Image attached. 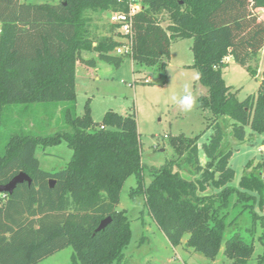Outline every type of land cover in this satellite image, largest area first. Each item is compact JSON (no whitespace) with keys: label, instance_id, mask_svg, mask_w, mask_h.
Masks as SVG:
<instances>
[{"label":"trees","instance_id":"obj_1","mask_svg":"<svg viewBox=\"0 0 264 264\" xmlns=\"http://www.w3.org/2000/svg\"><path fill=\"white\" fill-rule=\"evenodd\" d=\"M143 5L135 16L132 54L126 55L115 52L121 43L117 30L98 36L91 27L92 13L127 10L124 0H0V184L20 172L32 178L11 193L0 192V264H36L68 246L74 249L73 264L122 261L131 228L118 206L132 174L137 186L131 196L144 197L150 216L173 245L188 234L186 247L215 258L224 244L235 264H245L253 256L259 221L263 253L257 264H264V156L249 160L239 185H232L234 150L224 147L227 124L221 118L232 119V135L239 141L246 139L247 127L264 133V77L257 93L243 100L223 77L229 57L256 74L252 64L264 48V20L258 12L264 0H144ZM115 28L111 24L109 31ZM182 38L193 40L192 66L208 88L200 97L201 107L213 114L212 134L202 145L206 161L197 136L180 134L170 143L186 153L185 164L198 176L184 177L179 162L167 159L150 168L146 184L136 114L110 109L98 123L88 103L77 115L76 65L94 67L101 60L119 67L130 56L138 66L164 69L172 41ZM85 50L97 56L85 58ZM61 101L69 102L65 128L4 134L14 105L23 103L25 110L33 103ZM62 142L72 149L69 161L59 170L43 169L37 150ZM238 206L230 217V209ZM107 217L108 224L97 230ZM241 217L250 220L242 225Z\"/></svg>","mask_w":264,"mask_h":264},{"label":"rangeland","instance_id":"obj_2","mask_svg":"<svg viewBox=\"0 0 264 264\" xmlns=\"http://www.w3.org/2000/svg\"><path fill=\"white\" fill-rule=\"evenodd\" d=\"M61 0H21L23 3H52ZM264 20V9L258 10ZM110 11L92 13L91 27L98 36L112 34L116 28L109 31ZM162 25L168 26L166 15H161ZM191 38L175 39L171 45V57L164 68L153 66H138L130 56H126L119 67L98 60L96 66H89L81 61L76 65V104L75 113L83 115L89 103L91 115L95 122H102L106 111L113 109L121 114H136L142 148V160L146 164L145 183L151 180L150 168L159 167L167 159H173L180 164V172L184 177L195 178L189 166L185 164L186 153H179L170 143V139L183 134L189 137L197 136L202 163L205 155L202 145L212 134L210 126L213 114L208 108L200 105L201 95L207 94L208 88L199 81V71L192 66L194 55ZM85 58L96 57L95 50L83 51ZM256 74L252 75L245 67L230 61L223 69V77L232 92L237 91L240 100L251 94H256L260 81L264 77V48L258 60L252 64ZM190 83L197 96V106L191 112H184L171 102L172 93L183 92V85ZM69 102L33 103L25 110L23 103L14 105L4 125V134L11 131H26L35 134H48L65 128L64 109ZM25 108V107H24ZM227 124L225 148H233L234 154L229 164L235 169L232 185L238 186L245 165L251 159L254 162L264 156V133L253 132L247 127L244 141L235 139L232 135V119L221 117ZM220 118V119H221ZM221 119V120H222ZM72 155V149L66 142L49 146L45 150L39 148L37 156L41 167L46 170H59L66 165ZM179 168V167H178ZM137 186L135 174L125 181L120 196L119 209L126 211L130 220L131 238L124 250V258L115 264H235L225 253L224 244L215 258H209L193 247H186L188 234L181 243L173 245L157 226L144 203V197L131 196V190ZM235 202V197H232ZM239 206L231 208L233 217ZM256 211L262 213L259 206ZM264 213V210H263ZM249 218L241 217V224H247ZM262 226L257 222L255 249L252 258L245 264H257V258L263 253V245L258 237ZM72 246L65 247L36 264H73Z\"/></svg>","mask_w":264,"mask_h":264},{"label":"built area","instance_id":"obj_3","mask_svg":"<svg viewBox=\"0 0 264 264\" xmlns=\"http://www.w3.org/2000/svg\"><path fill=\"white\" fill-rule=\"evenodd\" d=\"M127 4V10H113L109 13V21L116 26V30L120 33L118 40L120 44L116 46L117 54H132V44L134 36L135 16L143 8L144 0H124Z\"/></svg>","mask_w":264,"mask_h":264},{"label":"clouds","instance_id":"obj_4","mask_svg":"<svg viewBox=\"0 0 264 264\" xmlns=\"http://www.w3.org/2000/svg\"><path fill=\"white\" fill-rule=\"evenodd\" d=\"M172 103L177 104L182 111L191 112L198 103L197 96L192 90V85L190 83H185L183 85V92L172 93L170 96Z\"/></svg>","mask_w":264,"mask_h":264},{"label":"water","instance_id":"obj_5","mask_svg":"<svg viewBox=\"0 0 264 264\" xmlns=\"http://www.w3.org/2000/svg\"><path fill=\"white\" fill-rule=\"evenodd\" d=\"M24 181H27L30 184L32 182V178L26 172H20L17 175H15L9 182L5 184H0V192L11 193L14 190V188L17 186V184L22 183ZM110 219H111L110 217L103 219L100 225L98 226L97 230L103 229L108 224Z\"/></svg>","mask_w":264,"mask_h":264},{"label":"crops","instance_id":"obj_6","mask_svg":"<svg viewBox=\"0 0 264 264\" xmlns=\"http://www.w3.org/2000/svg\"><path fill=\"white\" fill-rule=\"evenodd\" d=\"M230 61H234L232 57H229V58H228V63H229ZM234 62H235V61H234ZM263 149H264V146L262 145V146H261V150H263ZM201 158H202V157H201ZM204 161H205V158H204Z\"/></svg>","mask_w":264,"mask_h":264}]
</instances>
